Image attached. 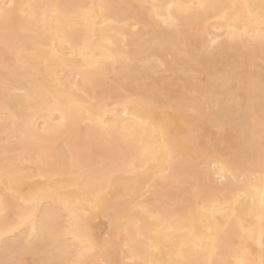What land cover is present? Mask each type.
Here are the masks:
<instances>
[{
	"label": "bare ground",
	"instance_id": "obj_1",
	"mask_svg": "<svg viewBox=\"0 0 264 264\" xmlns=\"http://www.w3.org/2000/svg\"><path fill=\"white\" fill-rule=\"evenodd\" d=\"M8 3L47 7L36 9L35 19L33 10H13L15 55L7 58L0 25V208L7 209L0 211V260L71 261L89 240H107L108 254L121 264H141L149 243L161 246L156 257L164 261L183 251L191 258L259 264L264 62L256 71L222 66L264 56V0H0ZM201 3L253 7L251 15L243 7L230 10L226 19L220 11L167 7ZM103 4H156L160 18L151 17L146 28L143 17L102 12ZM177 17L179 33L168 26ZM214 47L226 58L208 68L215 55L207 50ZM168 53L182 60L178 69L187 72L191 63L197 71L189 86L194 94L168 100L146 93L140 81L165 64ZM249 81L256 88L251 117ZM219 163L224 169L213 168ZM21 186L45 195L22 204ZM26 212L33 217L27 225ZM138 226L143 239L125 247ZM225 235L227 245L217 239Z\"/></svg>",
	"mask_w": 264,
	"mask_h": 264
},
{
	"label": "snow or ice",
	"instance_id": "obj_2",
	"mask_svg": "<svg viewBox=\"0 0 264 264\" xmlns=\"http://www.w3.org/2000/svg\"><path fill=\"white\" fill-rule=\"evenodd\" d=\"M47 6L44 5H36V4H27V5H14L11 3L0 5V25L3 27V46L6 54L12 53L15 55V49L12 46V40H11V32H12V24L14 22V15H13V10L16 8H20L22 10H33L32 11V19L36 18V9L44 8ZM59 7V6H56ZM71 7V6H67ZM101 11L103 12L104 10H118L123 12L126 15H134L138 19L143 17L144 23L146 28H148L151 24V17L155 16L157 19L160 18V13H159V8L161 6L156 5V4H141V5H134V4H103L99 6ZM169 9H172L173 7H176L178 9H191L193 7L199 8L200 10H203L204 12H216L220 11L222 12V18H227L229 11L232 10L234 11L238 7H243L246 9H249V15H251V9L253 6L251 5H243V6H238L235 4H207V3H201L199 5H168L167 6ZM24 15H28L27 11H24ZM260 15L262 19H264V3L260 5ZM171 17V13H169V18ZM181 18L177 17L174 20H170V23L168 26L171 28V30L179 33L180 28H181ZM231 31V30H230ZM261 43L262 47H264V33H261ZM217 49L214 47L212 49H208L207 52L210 55H215ZM18 58V57H17ZM262 60H264V56H262ZM99 68L100 66L97 65ZM247 100L249 104V115L250 117L252 116V109L254 108L255 105V100H256V88L255 84L251 81L248 82L247 84ZM259 96H260V104H261V117H260V149H261V154H260V166L262 171H264V76H262L261 82H260V87H259ZM107 109H105V112ZM115 114V113H113ZM167 113H165V119L162 120L161 122V132L163 133L164 127L166 126L167 123ZM98 123L103 124V119H98ZM106 126V125H105ZM120 131L123 133L126 131V129H120ZM252 142L254 143L255 137L253 136ZM5 164L6 166L10 163L9 160L7 159L8 156V149L7 147L5 148ZM199 162H191L189 164V167L192 171L193 177L196 176V170L198 167ZM255 161H252L248 164V167H252L254 165ZM219 167L220 169H224V164L219 163V164H214L213 168ZM162 178H167V174H164ZM262 182H264V176H262ZM49 192L53 191V189L49 188ZM20 202L22 204H35L38 200H40L45 193L43 191H32L28 190L25 191L24 187L21 186L20 191L17 193ZM57 195L59 196L60 193L57 192ZM99 195L100 193H97L96 199L97 202L99 200ZM79 203V201H77ZM262 206H264V198H262ZM135 210V207L133 208ZM142 211H146L144 209H141ZM0 211H7L6 208H0ZM155 219V217H153ZM32 214L31 212H26L25 215L22 217V221L25 225L32 223ZM261 227L262 230H264V209H262V214H261ZM71 230V225L68 229H65L66 232ZM21 231H23V228H21ZM35 226H33V232H35ZM143 239V236L139 230V226L137 227V232L135 233V236H133L132 233H128L127 236L125 237L126 243L125 247L129 246V243H132L133 245L138 243L140 240ZM221 240L225 245L228 244V237L227 235L223 237L217 238ZM217 239H214L211 241L212 244V253L214 254L216 252V243ZM234 239L232 243H234ZM75 247V245L73 246ZM111 246L109 245V242L107 240L103 242H96L89 240L87 247L82 248V250L77 252V259L75 260H60L57 261L55 259L51 260L49 264H121V261L116 260L111 258V255L109 253V248ZM115 251V249H112ZM161 250L160 245H153L149 243L148 247L144 249L143 252V259L141 260V264H234L232 259H224L221 261H217L214 259H198V258H191V254L188 256H185L183 251L177 253V259H172L171 256L169 257L168 260H160L157 259L156 253H158ZM0 264H17L16 261L14 260H0ZM235 264H253L251 261H244V260H236ZM259 264H264V245H262V256L259 261Z\"/></svg>",
	"mask_w": 264,
	"mask_h": 264
},
{
	"label": "rangeland",
	"instance_id": "obj_3",
	"mask_svg": "<svg viewBox=\"0 0 264 264\" xmlns=\"http://www.w3.org/2000/svg\"><path fill=\"white\" fill-rule=\"evenodd\" d=\"M226 55H215L212 56L206 61V67L211 68L212 66L216 65L218 59H225ZM237 58V57H235ZM163 59L166 60L165 64L162 66H159L155 68L156 71H154L148 78L143 79V84L147 85L148 90H146V93L152 94L155 93H161L168 100H177L182 96H189L194 94V92L189 88L190 85H193L195 83V77L198 75L197 71L191 66V69L187 72H184L178 67L180 64H182V60L180 58H177L176 60L173 59V56L169 53L166 55H163ZM264 62L262 60V57L256 58L252 63L250 61H245L242 59L241 66L239 67H232L230 65H224L222 68L224 70H233L234 72H239L243 69H252L253 71L259 70L260 65ZM184 78L186 81H181L180 79ZM154 80V81H153ZM110 81V85H108V94H109V100H112L115 97V76L114 74H110L108 77V80ZM136 83L132 84V88L136 89ZM233 93L236 94L237 90L234 88L232 89ZM166 99V100H167ZM167 100V101H168ZM147 198H150V194H147Z\"/></svg>",
	"mask_w": 264,
	"mask_h": 264
}]
</instances>
